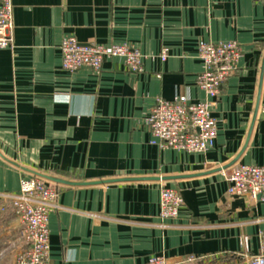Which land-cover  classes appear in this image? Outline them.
I'll return each mask as SVG.
<instances>
[{
	"label": "crops",
	"instance_id": "crops-1",
	"mask_svg": "<svg viewBox=\"0 0 264 264\" xmlns=\"http://www.w3.org/2000/svg\"><path fill=\"white\" fill-rule=\"evenodd\" d=\"M11 1L14 44L0 48V264H15L27 246L2 194L38 173L81 182L59 184L51 264H140L154 254L173 264H249L264 233V195L229 194L222 170L264 165V4ZM69 34L136 46L142 70L122 58L99 71L64 70L60 45ZM201 40L242 45L213 108L217 138L205 153L162 149L145 118L159 97L207 98L197 85ZM164 46L170 56L162 61ZM165 185L184 199L175 219L160 216Z\"/></svg>",
	"mask_w": 264,
	"mask_h": 264
},
{
	"label": "built area",
	"instance_id": "built-area-1",
	"mask_svg": "<svg viewBox=\"0 0 264 264\" xmlns=\"http://www.w3.org/2000/svg\"><path fill=\"white\" fill-rule=\"evenodd\" d=\"M264 4V0H256ZM13 5L11 0H0V48L14 44ZM62 68L75 72L82 67L101 70L111 58H122L133 71L142 70L143 53L128 43H82L74 35H66L60 45ZM168 46L159 53L162 61L170 56ZM242 54L237 41L212 42L201 40L198 56L203 71L197 77V85L207 98L193 102L178 96L172 100L159 97L145 118V125L152 134L151 142L160 148H173L192 153H205L213 147L218 134V119L213 108L221 94L223 84L236 71ZM222 173L228 182V192L233 195H249L253 199L264 195V165L237 163ZM60 185L41 176L23 177L20 189L9 197L13 210L22 224L21 235L27 246L15 257V264H51L50 213L56 207ZM184 199L177 188L162 186L160 216L164 219L178 217ZM140 264H173L162 254L151 255ZM249 264H264V233L260 234L258 252Z\"/></svg>",
	"mask_w": 264,
	"mask_h": 264
},
{
	"label": "water",
	"instance_id": "water-1",
	"mask_svg": "<svg viewBox=\"0 0 264 264\" xmlns=\"http://www.w3.org/2000/svg\"><path fill=\"white\" fill-rule=\"evenodd\" d=\"M39 176L45 178L48 181H52L58 184H67V185H73V184H81V182H74V181H69V180H65L59 177H54V176H50V175H45V174H40L38 173ZM127 179H134V178H127ZM115 180H121V179H115ZM108 181V180H107ZM107 181H97L98 183H104ZM261 197V196H259Z\"/></svg>",
	"mask_w": 264,
	"mask_h": 264
}]
</instances>
